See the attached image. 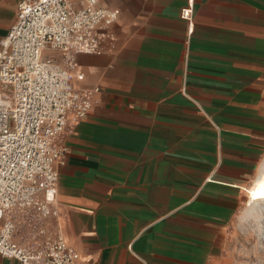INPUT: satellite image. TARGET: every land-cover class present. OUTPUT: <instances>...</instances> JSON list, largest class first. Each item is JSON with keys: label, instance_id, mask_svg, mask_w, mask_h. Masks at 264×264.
<instances>
[{"label": "crops", "instance_id": "0c3cea01", "mask_svg": "<svg viewBox=\"0 0 264 264\" xmlns=\"http://www.w3.org/2000/svg\"><path fill=\"white\" fill-rule=\"evenodd\" d=\"M20 1L0 0V47ZM99 3L119 16L77 56L93 103L58 138L49 225L82 264H220L264 161V0H193L192 31L190 0Z\"/></svg>", "mask_w": 264, "mask_h": 264}, {"label": "built area", "instance_id": "2783aa9c", "mask_svg": "<svg viewBox=\"0 0 264 264\" xmlns=\"http://www.w3.org/2000/svg\"><path fill=\"white\" fill-rule=\"evenodd\" d=\"M119 12L99 0H21L0 47V254L20 264H82L59 227L58 138L87 117L79 54L103 52ZM181 16L193 30V0ZM73 114L70 117V114Z\"/></svg>", "mask_w": 264, "mask_h": 264}, {"label": "rangeland", "instance_id": "374dc122", "mask_svg": "<svg viewBox=\"0 0 264 264\" xmlns=\"http://www.w3.org/2000/svg\"><path fill=\"white\" fill-rule=\"evenodd\" d=\"M256 177V181L254 179L253 184L246 187L244 209L230 223L223 238L220 264H264V197L253 199V193L249 192L256 184L264 193V161Z\"/></svg>", "mask_w": 264, "mask_h": 264}, {"label": "snow or ice", "instance_id": "6c2138e0", "mask_svg": "<svg viewBox=\"0 0 264 264\" xmlns=\"http://www.w3.org/2000/svg\"><path fill=\"white\" fill-rule=\"evenodd\" d=\"M264 197V193H261L259 191L253 193V199Z\"/></svg>", "mask_w": 264, "mask_h": 264}, {"label": "bare ground", "instance_id": "6f19581e", "mask_svg": "<svg viewBox=\"0 0 264 264\" xmlns=\"http://www.w3.org/2000/svg\"><path fill=\"white\" fill-rule=\"evenodd\" d=\"M261 186H263L262 183H261ZM257 191L261 192L260 188H258Z\"/></svg>", "mask_w": 264, "mask_h": 264}]
</instances>
